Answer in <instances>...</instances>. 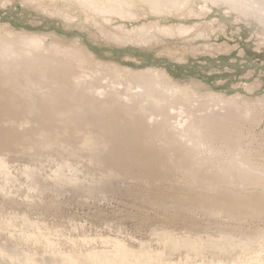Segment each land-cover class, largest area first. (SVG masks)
<instances>
[{
    "label": "rangeland",
    "instance_id": "rangeland-1",
    "mask_svg": "<svg viewBox=\"0 0 264 264\" xmlns=\"http://www.w3.org/2000/svg\"><path fill=\"white\" fill-rule=\"evenodd\" d=\"M0 53V264H264V0H0Z\"/></svg>",
    "mask_w": 264,
    "mask_h": 264
},
{
    "label": "bare ground",
    "instance_id": "bare-ground-1",
    "mask_svg": "<svg viewBox=\"0 0 264 264\" xmlns=\"http://www.w3.org/2000/svg\"><path fill=\"white\" fill-rule=\"evenodd\" d=\"M6 52V51H5ZM4 52V53H5ZM3 53V54H4ZM10 53H11V51H10ZM1 54V53H0ZM6 54H8V52H6L4 55H3V59H4V56H6ZM12 54V55H11ZM11 54H9V55H11V58L10 59H12L13 60V58H16V57H12L13 55H15L16 54V56L18 55L17 54V52L15 53V54H13V53H11ZM9 55H7V56H9ZM2 56V55H1ZM6 56V57H7ZM10 57V56H9ZM19 57H20V55H19ZM1 60H2V58H1ZM19 60V59H18ZM6 61V60H5ZM5 61H3V62H5ZM10 61V60H9ZM14 61H16L17 62V60H14ZM14 61L12 62V64L14 63ZM15 62V63H16ZM19 62V61H18ZM21 62V61H20ZM7 63H9L8 61H7ZM7 63H3V64H5V65H7ZM11 63V62H10ZM11 65V64H10ZM15 64H13V66H14ZM9 66V65H8ZM20 66V65H19ZM17 67H18V65H17ZM10 68V67H9ZM14 68V67H13ZM14 70H16V69H14ZM20 71H22V70H20ZM24 73V72H23ZM53 76V75H52ZM8 82V81H7ZM5 84V83H4ZM63 92V91H62ZM68 93V92H67ZM145 94V93H144ZM151 94H153V92L152 93H148L147 95H148V97H150L151 98V102H150V108L152 109V111H157V114H164V113H169V109H171V105L168 103V104H166V105H163V103H165V102H161V99L160 100H156V99H154L153 97H152V95ZM64 95H66V94H64ZM66 96H68V95H66ZM66 98V97H65ZM12 99V98H11ZM163 100H165V99H163ZM167 101V100H166ZM169 102V101H168ZM61 104V103H60ZM67 106V105H66ZM54 108H55V106H54ZM69 107H61L60 109H59V111L60 112H63V114H65L66 112H68L69 111V109H68ZM104 108V107H103ZM107 108V107H106ZM105 108V109H106ZM110 109V108H109ZM108 108L106 109V111L109 113V111L111 110H109ZM57 109L55 108V111H56ZM103 111V110H102ZM105 111V112H106ZM151 111V110H150ZM60 112H58V113H60ZM104 112V111H103ZM104 112V113H105ZM106 112V114H108ZM184 112V111H183ZM112 113V112H111ZM111 113H109L108 115H107V117H106V115H105V120H104V122H103V125H104V127H105V132L108 134L109 133V130H110V134H112L113 133V130H112V128H111V125L112 124H115V122L114 121H112V119L110 118L111 117ZM154 113V112H153ZM59 115V114H58ZM77 115H79L77 118L74 116V117H72L71 119L70 118H67L66 119V121H65V123H62L63 125H65V129L68 127H70V128H74V129H76V130H79V128H85V126L87 127V124H85L87 121V119L85 120V119H82V118H84L85 117V115H83V114H77ZM110 115V116H109ZM52 116V115H51ZM61 116V115H60ZM84 116V117H83ZM131 116V115H130ZM44 117H45V115H44ZM47 117V116H46ZM129 117V116H128ZM127 117V120L123 123V122H121V124H120V126H119V129H121V130H123L122 132H132V135H133V138H130V139H128L127 141H125L124 139V141H122L121 139H119L118 137V139L115 141H113V143H112V148H113V150L116 152V153H119L118 155H121L120 153H122V155H123V152L125 151V153H126V151L128 152H130V150H132L131 149V147L129 148V143L130 142H137L138 140H139V136H140V138H141V142H142V145H144L145 147H150L149 145H151L152 144V141H150L151 139H153V137H154V135H162V136H164V140H165V143H164V145H171L172 144V142H173V138H172V135H171V133L168 131V130H166L165 128H164V126L163 125H152V131L151 132H149V128L148 127H146V125L144 124V122L141 120V118L139 119L138 117H132V118H128ZM169 117V116H168ZM50 119V118H49ZM52 119V118H51ZM50 119V120H51ZM98 120V119H97ZM114 120V119H113ZM209 120V119H208ZM19 121V120H18ZM92 121V120H91ZM124 121V120H123ZM145 121V120H144ZM193 121V120H192ZM209 121H211V123H207L206 121H204L203 120V118H202V120H197V126H198V130H196V133L197 132H199L200 134H201V131H202V128L204 129V131L206 130V129H210L211 131H215V130H219L220 129V125H218L214 120V122L216 123V125H215V123L214 124H212V120H209ZM194 122L195 121H193V122H191V123H189V125L188 126H190L191 124H193L194 125ZM92 123H94V122H92ZM91 123V124H92ZM61 124V125H62ZM89 124V123H88ZM90 124V125H91ZM39 126H40V124H38ZM215 125V126H214ZM67 126V127H66ZM187 126V125H186ZM192 126V125H191ZM37 127V126H36ZM88 127H90V126H88ZM112 127H116V126H112ZM59 128V127H58ZM197 128V127H196ZM42 129V128H41ZM88 130V129H87ZM40 131V130H39ZM57 131V130H56ZM88 132V131H87ZM40 133V132H39ZM38 133V134H39ZM188 132H186V131H184L183 133H182V136H185L186 134H187ZM199 133H197V134H199ZM204 132H202V134H203ZM42 134V133H41ZM200 134H199V136H200ZM60 135V134H59ZM119 135V134H118ZM118 135H116V136H118ZM122 135V134H121ZM129 135V134H128ZM71 136V135H70ZM107 136H110V135H107ZM127 136V135H126ZM125 136V137H126ZM148 136V137H147ZM198 136V135H197ZM124 137V138H125ZM186 137V136H185ZM74 138V137H73ZM78 138V137H77ZM106 138H108V137H106ZM122 138V137H121ZM70 139H71V137H70ZM81 139V138H80ZM110 139H111V137H110ZM114 139V138H113ZM126 139V138H125ZM155 139H156V137H155ZM191 138H189L188 140H190ZM72 140V139H71ZM75 140V139H74ZM85 141H87V140H85ZM111 141V140H110ZM102 142V141H101ZM112 142V141H111ZM86 144V143H85ZM102 145H103V143H101ZM131 144V143H130ZM98 145V144H97ZM134 145V144H133ZM136 145V144H135ZM128 146V147H127ZM98 147H99V145H98ZM110 147V148H111ZM102 148V147H101ZM181 148V147H180ZM102 149H104V148H102ZM130 149V150H129ZM97 151L96 152H100V150L98 151V149H96ZM186 151V153H188V158H191L192 159V156L194 157V150L192 149V147L191 148H188L187 146L185 147H183V151ZM94 151V150H93ZM114 151H113V153L112 154H114ZM133 151V150H132ZM136 151V150H135ZM92 152V151H91ZM107 153V152H106ZM104 154V155H107V154ZM128 154V153H127ZM193 154V155H192ZM99 155H100V153H99ZM111 155V154H110ZM115 155V154H114ZM117 155V156H118ZM211 155V154H210ZM97 156V155H96ZM108 157H109V154L107 155ZM130 156H131V154H130ZM104 156L102 155V157L101 158H103ZM112 156H110V159H109V161H112L113 160V162L112 163H114V160L116 159V163H117V161H118V158H115L114 156H113V158H111ZM119 158H120V156H118ZM211 157V156H210ZM96 158V157H95ZM122 158V157H121ZM120 158V159H121ZM124 158H125V156H124ZM127 159V158H126ZM130 160V159H129ZM102 161V160H101ZM121 161H122V159H121ZM190 161H192V160H187V161H184V166H183V164H180L179 166V168L178 169H183V171H184V173L188 176V177H192V169H194V166L196 165V163H193L192 164V162H190ZM197 161V160H196ZM103 162V161H102ZM104 162H106V160L104 161ZM97 163V162H96ZM108 163V162H107ZM199 163V165H201L202 167L203 166H205V165H210V163H211V159L208 157V158H206V159H202V161H199L198 162ZM244 163H245V161H244ZM111 165V164H110ZM240 165H243V163L241 164L240 163ZM247 165V163L246 164H244V166H246ZM96 166V165H95ZM104 166V165H103ZM107 166V165H106ZM116 166V165H115ZM183 166V167H182ZM108 167V166H107ZM114 167V166H113ZM112 167V169H114ZM247 167H248V165H247ZM92 168V167H91ZM105 168V167H104ZM100 169V168H99ZM194 175H196V173H194ZM212 179V180H211ZM196 180V179H195ZM208 180V179H207ZM210 181H212V182H214L215 180H217V179H214V178H210L209 179ZM208 180V181H209ZM224 181V180H223ZM211 183V182H210ZM225 201H227L226 200V198H225ZM231 206H233L232 205V203L229 205L228 204V207L230 208ZM232 208V207H231ZM224 209V208H223Z\"/></svg>",
    "mask_w": 264,
    "mask_h": 264
}]
</instances>
